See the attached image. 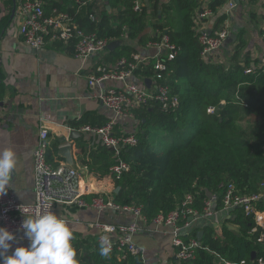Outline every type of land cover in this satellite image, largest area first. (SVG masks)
<instances>
[{
  "label": "trees",
  "instance_id": "trees-1",
  "mask_svg": "<svg viewBox=\"0 0 264 264\" xmlns=\"http://www.w3.org/2000/svg\"><path fill=\"white\" fill-rule=\"evenodd\" d=\"M43 1L46 15L70 12L86 31H96L110 42L118 40L120 43L106 56L116 67L123 58L132 60L141 48L160 40L163 34L178 48L176 57L166 62L161 82L169 86L179 104L165 109L149 100L136 107L137 145L117 154L101 140L92 147L84 138L77 139L79 163L91 175L112 178V190L103 196L110 195L119 204L140 206L151 221L160 212L179 207L189 192L195 195L194 206L202 211L211 194L217 192L222 197V183H233L244 192L264 193V67L249 56L241 35L226 63L205 60L201 55L197 13L205 7L212 9L213 29H222L230 15L219 8L227 0H142V11L134 9V0ZM90 15H95V20ZM248 69L252 71L247 73ZM156 72L153 58L140 63L135 71L144 80L153 79ZM210 106L216 107L214 113L208 111ZM115 134L122 133L115 127ZM62 142L55 138L47 150V159L54 165L60 162L57 153ZM121 159L129 163V169L117 178L110 169ZM89 189L86 198L99 191L98 184H90ZM221 207L219 199L216 208ZM259 208L264 209V197ZM222 221L226 241L211 221L197 222L192 235L198 237L202 230L203 236L196 257L176 264L250 261L253 252L256 260H264V241H258L264 228L253 231L257 227L253 213L247 216L235 209ZM100 242L98 230L86 236L74 234L79 264H145L141 253L118 249L108 258L102 257Z\"/></svg>",
  "mask_w": 264,
  "mask_h": 264
},
{
  "label": "crops",
  "instance_id": "crops-1",
  "mask_svg": "<svg viewBox=\"0 0 264 264\" xmlns=\"http://www.w3.org/2000/svg\"><path fill=\"white\" fill-rule=\"evenodd\" d=\"M232 1L227 0L222 7ZM0 10V150L10 146L17 154V165L9 189L16 193L21 203L30 204L35 201L34 149L41 127L47 125L50 128V144L55 138L65 137L67 140L61 145L69 142L73 146L74 158L80 168L84 169L83 173L75 170L83 188L90 193V184L97 183L99 192L110 194L112 178L91 175L87 167L79 163L77 139L84 138L90 146H97L100 137L82 130V126H99L114 119L113 111L102 102L100 95L109 89H123L125 83L106 79L99 84H91L88 76L99 66L113 69L116 65L108 63L107 53H99V56L95 55L85 61L76 57L71 42H48L39 49L32 48L21 34L24 17L17 1L0 0ZM214 21L215 15L206 24L213 28ZM226 23L229 24L230 33L236 34V40L240 35L246 42L249 40L246 51L253 61L257 60L264 67V36L261 29L264 24V0H242ZM236 40L221 48V62L231 56ZM157 52L156 47L146 46L138 54L150 60ZM128 81L147 86L140 74L133 73ZM74 124L79 126L73 128ZM115 127L122 134L135 132L138 128L133 117L118 118ZM71 130L78 131L74 138L69 136ZM59 158L60 162H65ZM56 213L70 216L69 223L74 234L85 236L96 231L90 225L92 222L126 224L135 219L129 213L110 210L98 212L93 208L73 205H57ZM140 222L143 229L134 235V241L143 254L145 264H176L177 249L165 226H147ZM17 237H24V232H19ZM28 244L27 238L19 239L13 243L12 250Z\"/></svg>",
  "mask_w": 264,
  "mask_h": 264
},
{
  "label": "built area",
  "instance_id": "built-area-1",
  "mask_svg": "<svg viewBox=\"0 0 264 264\" xmlns=\"http://www.w3.org/2000/svg\"><path fill=\"white\" fill-rule=\"evenodd\" d=\"M20 13L24 17L21 25V34L25 42L32 48L39 49L48 42L66 41L73 43L74 55L82 60H87L108 49L110 41L101 37L96 31H86L79 26L74 16L67 11L57 14L46 15L43 0H16ZM142 0H134V9L142 11ZM234 3L219 8L222 12L231 15ZM215 13L212 9L205 7L197 13L200 23V42L203 45L202 57L205 60H219V52L230 36V27L222 29L210 28L206 22ZM2 11L0 10V20ZM95 20V15H90ZM261 29L264 36V24ZM147 46L157 48L155 59V77L152 79L151 87L140 85L137 82L128 81L135 73L140 63H148L145 57L134 54L132 60L123 58L114 69L106 66L97 67L96 71L89 74L91 84H99L106 79L121 80L125 83L123 89H109L101 93L102 102L113 111L115 117L103 125H86L82 130L94 133L100 137L101 142L119 153L123 148H129L138 144L135 132L115 134V126L118 118L128 119L133 117L134 108L149 100L159 102L163 108L176 107L179 100L171 96L168 85L163 84V72L167 69L166 62L177 55V46L170 42L167 34H163L158 41H151ZM123 66V69H119ZM248 69L246 72L250 73ZM224 103V101L222 102ZM209 112L216 111L215 106L209 107ZM70 130V128H69ZM50 128L47 125L41 127L39 140L34 149V170H35V202L30 204L21 203L13 190H8L0 197V227H7L9 230L19 234L23 232L21 224L26 216H36L44 212L57 211V205L76 206L80 208H93L98 212L107 210L123 212L134 215V221L130 223H106L95 221L90 223L99 231V240L107 238L111 245V251L118 249L131 253H141L140 248L134 241V235L143 229L140 220L147 226H165L170 233L172 243L177 249V259L192 260L196 257L197 249L201 246L198 237L193 236L195 224L203 220L211 221L216 233L226 241L222 230L224 215L230 216L235 209H241L247 216L253 213L254 221L258 227L264 228V209L259 208V202L263 199L264 193H249L236 188L233 183L225 185L222 183V197L219 194H211L205 201L202 211L194 206L195 195L191 192L184 196L182 204L169 212H160L151 221L142 213L140 206L134 204H119L110 195L103 196L102 192L93 191L89 198L85 195L87 190L83 188L80 177L65 162L54 165L47 159V150L50 146ZM129 169V163L120 160L111 167L117 178ZM222 200V207L217 209L218 200ZM57 214V213H56ZM73 215V214H72ZM64 219L69 221L70 216ZM140 222V223H139ZM259 242L264 241V232L258 238ZM143 256V254H142ZM144 258V257H143ZM226 264H264L263 258L256 260V256L250 261L240 262L226 261Z\"/></svg>",
  "mask_w": 264,
  "mask_h": 264
},
{
  "label": "clouds",
  "instance_id": "clouds-1",
  "mask_svg": "<svg viewBox=\"0 0 264 264\" xmlns=\"http://www.w3.org/2000/svg\"><path fill=\"white\" fill-rule=\"evenodd\" d=\"M16 165L15 149L9 146L0 150V197L11 187ZM21 228L24 237L18 238L7 227H0V264H79L73 245L74 230L62 216L52 211L25 215ZM23 238H27L29 244L12 250L13 243ZM110 252L111 245L107 238H102L99 254L108 258Z\"/></svg>",
  "mask_w": 264,
  "mask_h": 264
},
{
  "label": "water",
  "instance_id": "water-1",
  "mask_svg": "<svg viewBox=\"0 0 264 264\" xmlns=\"http://www.w3.org/2000/svg\"><path fill=\"white\" fill-rule=\"evenodd\" d=\"M242 0H233L232 2L234 3V8L231 10V14L234 13V10L237 9L239 3L241 2ZM236 34L235 33H231L230 36L227 38L226 40V43L225 44H229V43H232L233 41L236 40ZM120 42L118 40H114V41H111L108 45V50H112L113 48H115ZM151 83H152V80L151 78H146L145 79V84L150 88L151 86ZM78 134V131L77 130H71L69 132V136L71 138H74L75 135ZM62 141H65V137H61ZM67 140V139H66ZM58 155L59 157H61L62 159L65 160V163L70 166L71 168H73L74 170L80 172V173H83L84 172V169L80 168V166L77 164L75 158H74V154H73V146L71 145V143L67 142V143H64L62 145L59 146V149H58ZM120 189V187H117L116 188V192H118ZM202 236H203V231L200 230L198 232V238L199 240L202 239ZM256 256V253L253 252L252 253V257H255Z\"/></svg>",
  "mask_w": 264,
  "mask_h": 264
},
{
  "label": "rangeland",
  "instance_id": "rangeland-1",
  "mask_svg": "<svg viewBox=\"0 0 264 264\" xmlns=\"http://www.w3.org/2000/svg\"><path fill=\"white\" fill-rule=\"evenodd\" d=\"M247 42H248V44H247ZM247 42H246V45H249V40H247ZM246 48H247V46H246ZM104 53H107V50H104V51H102V53H100L101 55L102 54H104ZM97 56H99V54H97ZM223 57V56H222ZM220 61V60H219ZM223 62H227L226 60L225 61H223ZM233 227H235V226H233Z\"/></svg>",
  "mask_w": 264,
  "mask_h": 264
},
{
  "label": "bare ground",
  "instance_id": "bare-ground-1",
  "mask_svg": "<svg viewBox=\"0 0 264 264\" xmlns=\"http://www.w3.org/2000/svg\"><path fill=\"white\" fill-rule=\"evenodd\" d=\"M145 104V103H144ZM142 105V104H141ZM140 105V106H141ZM135 109V108H134ZM83 126H86V125H83ZM82 126V127H83ZM102 143V142H101ZM103 144V143H102ZM104 145V144H103ZM104 146H106V145H104ZM108 147V146H107ZM110 148V147H109ZM112 149V148H111ZM113 150V149H112ZM115 151V150H114ZM116 152V151H115ZM117 153V152H116ZM120 153V152H119ZM119 153H117V154H119ZM121 160H123V159H121ZM112 167V166H111ZM73 169V168H72ZM74 170V169H73ZM111 170V169H110ZM75 171V170H74ZM112 171V170H111ZM34 175H35V170H34ZM112 197V196H111ZM113 198V197H112ZM36 199V198H35ZM35 202V201H34ZM25 204V203H24Z\"/></svg>",
  "mask_w": 264,
  "mask_h": 264
}]
</instances>
